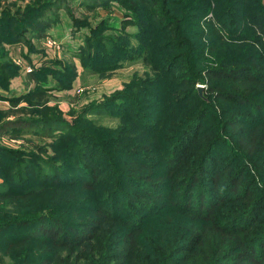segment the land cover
<instances>
[{
  "label": "trees",
  "instance_id": "obj_1",
  "mask_svg": "<svg viewBox=\"0 0 264 264\" xmlns=\"http://www.w3.org/2000/svg\"><path fill=\"white\" fill-rule=\"evenodd\" d=\"M113 2L134 31L68 0H0V90L24 83L0 92V138L51 146L0 143V264H264V0L80 1ZM62 15L86 28L87 73L146 67L70 119L47 102L77 64L46 55L23 75L6 47L31 62Z\"/></svg>",
  "mask_w": 264,
  "mask_h": 264
},
{
  "label": "rangeland",
  "instance_id": "obj_2",
  "mask_svg": "<svg viewBox=\"0 0 264 264\" xmlns=\"http://www.w3.org/2000/svg\"><path fill=\"white\" fill-rule=\"evenodd\" d=\"M80 1L82 0H68V2H71L69 5L72 7L74 15L80 18L83 17V14L88 15L91 25L94 26L100 20L106 19L107 25L114 29L123 28L130 32L135 30L132 22L124 20L125 17L117 8L118 4L116 2H113L112 5L108 7L98 6L96 9H89L87 5H82ZM61 20L62 21H59L56 25H50L47 30L48 35H45L42 39L32 40L39 49H44L45 54H43L42 51L31 53V62L23 61L24 57L22 56V52H28L26 45L7 44L6 47L12 60L20 67L23 75L39 67L46 55L49 57L60 56L59 58L63 60L69 59L77 64V74L72 78L70 86L63 90H51L47 102L49 105L56 104L63 111L64 116L70 119L77 114V112L81 111L80 108L91 99H101L104 95L120 88L125 81L130 79L133 73H142L146 67L142 61H133L127 62L123 67L107 75L102 76L99 74L87 73L80 67L76 58L73 56V53L79 49L80 45L83 43L84 38L82 39L81 33H85L84 31H86V28L82 27L77 29V27L71 25L69 20L63 15L61 16ZM198 86H200V93L202 94L205 84H198ZM22 90H24L23 76L19 74L11 79L8 90H0V92L7 95H17L20 94ZM24 103V101L20 102V104ZM9 107L10 103L8 100L0 99V108L4 109ZM90 117L99 123L109 126L115 124L117 121L107 114H91ZM9 118H12V116ZM7 136L8 135H4L1 137L0 143L13 147L23 145L25 148H31L38 152L39 149L43 148L44 152H40L43 157H47V155L51 153V146L48 144L50 140H40L31 134H26L23 138L17 139H8Z\"/></svg>",
  "mask_w": 264,
  "mask_h": 264
},
{
  "label": "water",
  "instance_id": "obj_3",
  "mask_svg": "<svg viewBox=\"0 0 264 264\" xmlns=\"http://www.w3.org/2000/svg\"><path fill=\"white\" fill-rule=\"evenodd\" d=\"M199 87V91H200V86H198Z\"/></svg>",
  "mask_w": 264,
  "mask_h": 264
}]
</instances>
